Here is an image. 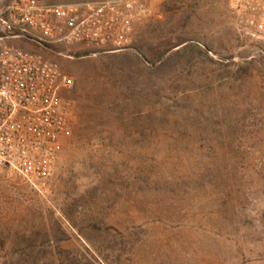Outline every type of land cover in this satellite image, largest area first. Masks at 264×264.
I'll list each match as a JSON object with an SVG mask.
<instances>
[{
    "label": "rangeland",
    "instance_id": "374dc122",
    "mask_svg": "<svg viewBox=\"0 0 264 264\" xmlns=\"http://www.w3.org/2000/svg\"><path fill=\"white\" fill-rule=\"evenodd\" d=\"M145 1L119 51L20 42L73 77L70 134L35 185L0 167V264H264V41Z\"/></svg>",
    "mask_w": 264,
    "mask_h": 264
},
{
    "label": "built area",
    "instance_id": "2783aa9c",
    "mask_svg": "<svg viewBox=\"0 0 264 264\" xmlns=\"http://www.w3.org/2000/svg\"><path fill=\"white\" fill-rule=\"evenodd\" d=\"M240 24L264 41V0H228ZM151 14L145 0L52 3L10 0L0 5V167L35 185L48 178L70 134L64 92L74 79L40 51L80 45L103 52L125 48Z\"/></svg>",
    "mask_w": 264,
    "mask_h": 264
}]
</instances>
